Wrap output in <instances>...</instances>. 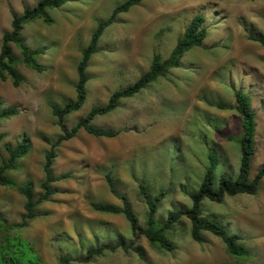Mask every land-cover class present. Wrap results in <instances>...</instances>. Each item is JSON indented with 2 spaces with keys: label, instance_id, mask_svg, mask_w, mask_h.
<instances>
[{
  "label": "rangeland",
  "instance_id": "obj_1",
  "mask_svg": "<svg viewBox=\"0 0 264 264\" xmlns=\"http://www.w3.org/2000/svg\"><path fill=\"white\" fill-rule=\"evenodd\" d=\"M38 1L0 0V46L13 17ZM123 1L68 0L48 10L52 23L37 19L24 25L25 44L43 50L38 56L45 67L41 73L26 67L11 45L24 82L14 87L9 79L0 81V109L14 107L17 112L0 120V164L7 157L5 146L27 136L29 152L8 175L18 185L30 182L34 198L41 192L45 155L62 134L50 104L62 106L75 100L82 50L98 23ZM196 15L204 17L202 47L186 52L180 68L171 69L133 97L121 99L115 110L92 121L96 127L119 130L117 136L94 137L81 129L55 148L51 175L68 173L69 177L51 184L54 194L36 208L38 217L18 232L39 264H60L61 257L79 259L91 247L123 248L130 242L137 252L118 248L89 263L71 264H264V179L254 195L200 203L204 218L239 236L237 243L248 252L241 258L229 255L222 240L208 232H202L201 242L194 241L186 218L165 232L174 245L172 251H165L144 236L134 239L122 214L100 213L92 207L126 203L144 229L149 209L140 185L152 199L162 193L155 219L164 220L170 211L191 207L184 192L197 190L209 154L216 159L215 181L223 174L236 177L239 145L228 138L237 139L242 132L234 109L238 90L249 96L256 119L251 178L264 165V47L248 38L264 37V0H144L118 14L88 61L83 106L62 124L70 130L92 107L105 105L112 93L134 83L155 55L166 59ZM107 174L124 201L110 192ZM24 203L17 188L0 187V216L7 226L21 223Z\"/></svg>",
  "mask_w": 264,
  "mask_h": 264
},
{
  "label": "trees",
  "instance_id": "obj_2",
  "mask_svg": "<svg viewBox=\"0 0 264 264\" xmlns=\"http://www.w3.org/2000/svg\"><path fill=\"white\" fill-rule=\"evenodd\" d=\"M66 1L68 0H39L34 7L25 9L21 15L13 17L11 21V30L4 33L2 36L0 46V81L9 79L14 87H18L24 82V77L16 69L18 59L13 53L11 45H14L18 49L21 57L20 61L26 67L38 73L45 70V67L38 62V56L43 54V50L30 49L21 36V30L24 25L37 19L43 20L46 24L52 23L48 10L61 7ZM143 1L144 0H125L114 7L106 20L98 23L91 34L88 45L82 50L81 59L77 64L78 79L75 85V100L69 101L62 106L50 104L51 114L56 118L57 124L61 127L62 134L50 145V150L45 155L43 166L44 178L39 185L41 192L36 198H34L33 187L30 182L18 185L12 177L8 175L9 172L15 171L18 168L19 160L29 152V138L24 136L21 141L15 145L5 146L7 157L0 164V187L17 188L18 192L25 199V213L21 216L22 221L20 224L10 226H7L5 220L0 216V264H39L38 259L33 253L32 247L18 235V232L23 229L28 222L38 217L39 214L36 208L43 202L49 201L50 197L54 194L51 184L69 177L68 173L56 177H52L51 175L52 162L56 157L55 148L62 142L72 139L81 129L94 137L113 138L117 136L120 133L119 130L114 131L96 127L92 124V121L96 117L107 115L115 110L121 99L133 97L157 78L165 77L171 69L180 68L183 55L186 52L193 48L202 47L203 41L206 38V30L203 27L204 17L196 15L191 19L181 38L177 41L166 59H162L159 55H155L149 69L141 74L134 83L112 93L105 105L92 107L82 119L78 120L77 123L70 128V130H66L62 124L63 119L69 114L77 112L85 102L86 84L89 80L86 74V68L90 57L98 52L97 43L100 36L108 26L116 21V16L118 14L128 12L132 7L139 5ZM248 38L258 42L264 47V37L249 35ZM234 99V109L240 116L242 128L241 135L237 139L232 137L228 138L229 141L235 140L239 145L240 164L236 177L223 174L215 181L214 171L216 168V159L214 155L209 154V165L197 190L184 192L191 200V207H180L170 211L164 220L155 219L157 203L161 199L162 193L152 199L144 185H140L141 194L149 209L146 227L144 229H140L137 218L126 203H123L122 207L110 204H94L92 206L93 209L100 213L112 215L122 214L130 225L132 234L135 236L134 239H137L139 236H144L151 245L165 251H172L174 249V245L167 239L165 232L170 230L181 218H186L190 222L191 237L194 241L201 242L202 232H208L222 240L229 255L235 258L245 257L248 252L243 246L237 243L240 239L239 236L228 234L223 226L204 218L201 215L200 207V203L204 199L220 203L225 196H235L238 194L254 195L259 189L261 180L264 179V165L259 167L251 178V163L255 154L256 119L250 98L247 94L238 90L234 93ZM16 113L14 107L0 109V120L12 117L16 115ZM2 139L3 134H0V142ZM106 183L110 192L118 199L124 201V197L117 194L110 174L106 175ZM133 245L134 243L130 242L128 246L123 248L116 244L91 247L88 248L84 256L79 259L61 257L60 264H71L72 261L89 263L94 258L106 252H114L118 248H122L125 252L128 250L137 252L138 249Z\"/></svg>",
  "mask_w": 264,
  "mask_h": 264
}]
</instances>
